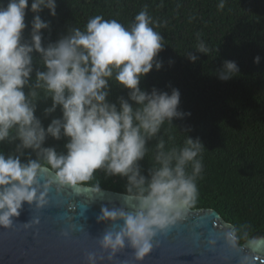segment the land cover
<instances>
[{"label":"clouds","instance_id":"clouds-1","mask_svg":"<svg viewBox=\"0 0 264 264\" xmlns=\"http://www.w3.org/2000/svg\"><path fill=\"white\" fill-rule=\"evenodd\" d=\"M224 6L225 0H220L218 9ZM56 8V0H31L30 8L29 0L0 4V144H15L12 153L0 151V227L12 226L24 203L36 209L48 204L49 186L38 178L45 166L55 171L61 186L69 187L89 182L99 170L106 177L125 179L126 190L136 201L132 212L101 207L97 222L111 227L99 238V246L112 253L128 247L137 260L143 259L157 232L182 219L184 210L196 201L205 146L187 131L181 145L166 146L161 138L152 152L151 167L145 171L141 165L149 154V141L158 136L165 121L173 124L184 115L178 89L169 94L140 87L154 67L162 68L156 58L165 46L146 10L136 14L128 27L116 19L94 16L83 30L68 28L45 46L43 30L51 25L40 13L47 9L55 17ZM29 11L33 18L26 39ZM196 52L207 53L203 42ZM187 57L192 62L198 59L193 52ZM34 62L40 67L34 68ZM253 62L259 64L260 57ZM232 73H239L237 63L225 60L217 76L227 81ZM110 81L126 89L127 98L111 102ZM49 98L45 116L58 108L61 115L45 127L36 115L37 103ZM49 137L64 138L65 151L45 147ZM27 150L36 158L24 162ZM100 190L99 184L93 187ZM39 223L34 218L26 226ZM225 239L233 242V232ZM208 243L214 247L216 241ZM86 261L95 264L94 254H87ZM243 264H249L247 257Z\"/></svg>","mask_w":264,"mask_h":264},{"label":"trees","instance_id":"trees-1","mask_svg":"<svg viewBox=\"0 0 264 264\" xmlns=\"http://www.w3.org/2000/svg\"><path fill=\"white\" fill-rule=\"evenodd\" d=\"M7 2L0 0L4 6ZM219 2L56 0L55 17L47 9L40 15L51 25L49 30H43L46 46L65 35L68 28L83 30L94 16L116 19L128 27L141 10L148 12L155 30L164 36L165 46L156 58L163 66L159 71L154 67L141 80L140 87L169 94L173 88L178 89L179 110L184 115L174 119L173 124L165 121L158 136L149 141L150 151L141 165L145 171L151 167L152 152L161 138L169 147L181 145L187 133L199 138L205 146L200 157L203 171L196 178L198 197L190 207L219 211L234 224L238 242L244 244L249 238L264 235V0H225L222 10L218 9ZM30 4L31 0L29 8ZM32 18L29 11L25 18L29 25L24 33L26 39L30 37ZM200 42L205 44L206 54L196 52ZM191 52L198 57L195 62L187 57ZM256 56L260 57L259 64L253 62ZM225 60L235 61L239 73L222 81L217 74ZM39 67L34 62V68ZM120 96L127 98V90L110 81L108 99L116 102ZM50 105V98L37 103L36 115L45 127L61 115L58 108L45 116L44 109ZM65 143L64 138L49 137L45 147L63 152ZM14 149L15 144H0L5 154ZM29 158H36L31 150L22 159L26 162ZM84 184L128 193L125 179L106 177L99 170Z\"/></svg>","mask_w":264,"mask_h":264},{"label":"water","instance_id":"water-1","mask_svg":"<svg viewBox=\"0 0 264 264\" xmlns=\"http://www.w3.org/2000/svg\"><path fill=\"white\" fill-rule=\"evenodd\" d=\"M40 183L48 184V204L36 209L24 203L13 225L0 227V264H87L94 254L95 264H264V235L239 244L234 224L216 209L188 206L182 219L153 238L152 250L137 260L132 249L112 253L98 240L111 225L98 223L101 207H119L132 212L136 201L129 193L79 184L61 186L56 173L47 166L39 173ZM40 223L27 227L31 220ZM122 223V222H121ZM67 232L64 236L62 233ZM233 232L235 240L226 241ZM215 239L214 247L208 241Z\"/></svg>","mask_w":264,"mask_h":264}]
</instances>
